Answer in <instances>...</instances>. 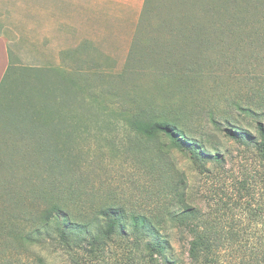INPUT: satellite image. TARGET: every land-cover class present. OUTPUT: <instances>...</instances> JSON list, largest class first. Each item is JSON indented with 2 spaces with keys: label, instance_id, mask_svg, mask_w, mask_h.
Here are the masks:
<instances>
[{
  "label": "rangeland",
  "instance_id": "1",
  "mask_svg": "<svg viewBox=\"0 0 264 264\" xmlns=\"http://www.w3.org/2000/svg\"><path fill=\"white\" fill-rule=\"evenodd\" d=\"M207 1L147 0L129 45L111 37L52 45L42 37L49 30H5L15 70L0 112V264H64L56 228L43 219L52 191L85 190L94 206L108 199L149 208L155 201L161 181L157 168L148 166H156L162 146L129 128L134 101L182 108L197 135L208 110L221 123L229 117L251 131L254 117L239 106L250 107L264 120V13L230 28L245 36L225 34L216 48L206 31ZM200 33L207 36L205 44L199 43ZM37 107L47 114L74 107L75 129L70 130L68 118L50 122L38 139L28 117ZM57 131L71 134L62 136L61 183L28 184V160L43 161L45 150L39 155L37 148L49 147ZM216 140L223 142L222 134ZM218 153L226 174L217 182L173 150L166 155L167 168L183 172L189 192L199 194L207 184H230L232 175L240 173L235 146L224 141ZM206 167L219 169L215 163Z\"/></svg>",
  "mask_w": 264,
  "mask_h": 264
},
{
  "label": "trees",
  "instance_id": "2",
  "mask_svg": "<svg viewBox=\"0 0 264 264\" xmlns=\"http://www.w3.org/2000/svg\"><path fill=\"white\" fill-rule=\"evenodd\" d=\"M261 5L264 6V0L207 1L203 14L207 22L209 19V42L212 40L219 48L217 43L225 34L244 37L234 29L247 19H258L264 13ZM196 36L199 43L207 41L201 33ZM14 70L10 61L0 82V112L6 84ZM132 104L129 128L141 139L159 141L162 146L157 149L156 166H148L157 168L161 181L156 199L149 208L108 199L94 206L85 198L89 195L85 190L67 194L51 190V199L44 191L49 205L43 219L48 227L56 228L64 264H264V120L257 118L259 114L250 107L239 106L246 115L254 117L251 131L229 117L221 123L208 110L203 132L197 135L189 127L182 108L168 109L163 104L151 107L138 101ZM28 114L30 128L38 139L50 122H64L68 118L70 130L75 129L74 119L78 115L74 107L48 114L37 107ZM63 133L57 131L51 139L55 147L49 143V147L37 148L39 155L45 150L43 161L28 160L32 171L26 174L25 182L61 183V145L66 141L62 136L71 137L69 131ZM218 134H222L223 142H217ZM224 141L235 146L240 168L239 174L232 175L230 184H207L201 193L193 194L183 172L167 168L166 155L173 150L187 156L199 174L220 181L226 171L218 147H223ZM207 163H215L219 169L210 172Z\"/></svg>",
  "mask_w": 264,
  "mask_h": 264
},
{
  "label": "crops",
  "instance_id": "3",
  "mask_svg": "<svg viewBox=\"0 0 264 264\" xmlns=\"http://www.w3.org/2000/svg\"><path fill=\"white\" fill-rule=\"evenodd\" d=\"M145 0H0V82L12 60L5 30H49L48 44L116 38L129 45ZM83 40V41H85Z\"/></svg>",
  "mask_w": 264,
  "mask_h": 264
}]
</instances>
